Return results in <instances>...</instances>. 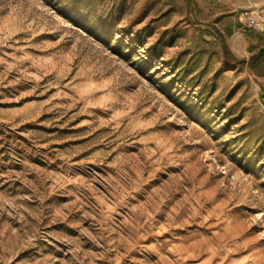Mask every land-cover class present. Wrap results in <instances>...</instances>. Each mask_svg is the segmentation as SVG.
Returning a JSON list of instances; mask_svg holds the SVG:
<instances>
[{
  "label": "rangeland",
  "instance_id": "rangeland-1",
  "mask_svg": "<svg viewBox=\"0 0 264 264\" xmlns=\"http://www.w3.org/2000/svg\"><path fill=\"white\" fill-rule=\"evenodd\" d=\"M242 11L264 0H0V264H264Z\"/></svg>",
  "mask_w": 264,
  "mask_h": 264
},
{
  "label": "built area",
  "instance_id": "built-area-1",
  "mask_svg": "<svg viewBox=\"0 0 264 264\" xmlns=\"http://www.w3.org/2000/svg\"><path fill=\"white\" fill-rule=\"evenodd\" d=\"M238 18L252 28H264V13L258 15V17L253 15L252 11H242Z\"/></svg>",
  "mask_w": 264,
  "mask_h": 264
},
{
  "label": "trees",
  "instance_id": "trees-1",
  "mask_svg": "<svg viewBox=\"0 0 264 264\" xmlns=\"http://www.w3.org/2000/svg\"><path fill=\"white\" fill-rule=\"evenodd\" d=\"M224 49L226 51L227 54L230 53L228 44L226 42H224ZM238 64H245V60H241V59H234ZM262 60H264V46L261 47L258 51L257 54H254L251 56L250 61L248 62V64H250L252 67L258 65Z\"/></svg>",
  "mask_w": 264,
  "mask_h": 264
}]
</instances>
